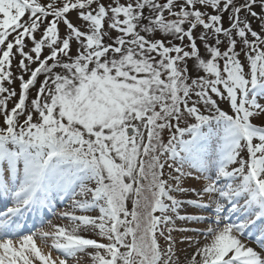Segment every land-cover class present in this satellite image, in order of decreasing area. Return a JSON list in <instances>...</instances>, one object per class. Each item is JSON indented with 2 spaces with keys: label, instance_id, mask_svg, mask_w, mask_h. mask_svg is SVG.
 <instances>
[{
  "label": "snow or ice",
  "instance_id": "6c2138e0",
  "mask_svg": "<svg viewBox=\"0 0 264 264\" xmlns=\"http://www.w3.org/2000/svg\"><path fill=\"white\" fill-rule=\"evenodd\" d=\"M261 114L264 0H0V264H264Z\"/></svg>",
  "mask_w": 264,
  "mask_h": 264
},
{
  "label": "rangeland",
  "instance_id": "374dc122",
  "mask_svg": "<svg viewBox=\"0 0 264 264\" xmlns=\"http://www.w3.org/2000/svg\"><path fill=\"white\" fill-rule=\"evenodd\" d=\"M42 2H43V0H42ZM56 3L57 4H60L61 3V0H56ZM71 15H72V18L75 17V13H72ZM252 23H253V28L255 30L259 31L260 29L258 27V22L257 21H253ZM60 27H61V30L63 31V27L64 26L61 25ZM37 35H39V33ZM160 35L162 36L164 34H160ZM237 50H239V45L237 46ZM241 59L243 60V55L241 56ZM13 71L14 72H17V69H16V61L13 62ZM40 79L42 80L43 77H41ZM18 85H19V81L18 80L12 85V87L15 88L17 90V92L19 91ZM33 92H34V90H33ZM8 106H9V108H11L13 106V101H10ZM221 107L222 108H226L227 105H223L222 104ZM261 115H264V114H261ZM254 120H256V121L259 120L258 122L260 123L261 116L258 115L257 117L254 118ZM164 135L166 136L167 134L165 133ZM65 207H66V205L65 206L63 205V206L57 207L56 208V211L59 212L61 210H65ZM77 214H80V213H77ZM92 214H95V213H92ZM48 220H51L54 224H68L69 223L68 220H66V219H59L56 216L51 215V214H50ZM47 221L44 224V227H45L46 230H47V227H48L47 226ZM88 235L91 236L92 238H98V237L93 236L91 233H89ZM174 235H178V234L174 233ZM189 235H191V233H189ZM36 242H37V245L38 246L43 247V249H44L45 252H48L49 251V246L51 245V240L50 239L45 243V242L41 241V239L39 237H37L36 238ZM178 247H179V249H186L187 248V245L180 244ZM187 250L189 252L191 251V249H187ZM52 255H53V257H57L60 254L57 253L55 250H52ZM80 264H91V258H90V256L81 255L80 256Z\"/></svg>",
  "mask_w": 264,
  "mask_h": 264
}]
</instances>
